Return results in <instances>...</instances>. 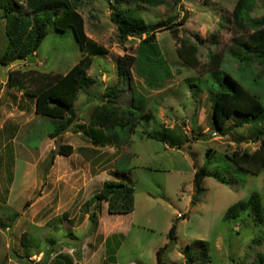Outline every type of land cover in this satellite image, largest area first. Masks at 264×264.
Masks as SVG:
<instances>
[{"label":"rangeland","instance_id":"obj_1","mask_svg":"<svg viewBox=\"0 0 264 264\" xmlns=\"http://www.w3.org/2000/svg\"><path fill=\"white\" fill-rule=\"evenodd\" d=\"M165 1L156 7L140 5L139 11L149 22L186 16L179 36L197 43L201 65L193 68L179 57L180 43L169 30L157 32L171 75L155 86L137 65L131 68L133 86L147 99V108L136 128H118L120 142L107 137L106 146L96 144L99 136L90 115L117 83L119 59L137 56L146 37L121 41L111 20V5L135 6L130 0H82L79 10L87 35L106 53L94 57L88 73L96 81L79 92L76 118L62 135L49 137L54 118L36 113L35 99L6 83L16 70L66 73L83 55L71 30L50 29L34 61L10 66L7 81L0 78V264H68L66 257L74 264H111L113 255L116 264H159L157 250L164 246L162 258L168 264H183L187 245L200 255L205 241L213 246L208 264H252L264 251V228L252 218L232 222L223 218L232 204L253 193L264 200V171L259 175L240 171L227 158L236 150L254 152L260 146L264 116L254 123L233 117L221 132L214 131L210 120V90H218L226 73L260 93L264 101V64L245 65L239 74L232 21L238 0ZM253 2L252 16L264 17V0ZM7 40L5 19L0 18V63ZM215 54L223 59L219 69L209 64ZM215 70L218 79L208 78ZM124 98L130 102L131 92ZM148 130L167 133L171 140L177 136L178 145L172 148L147 138ZM257 136L260 139L255 141ZM63 144L71 145L73 153L58 154L51 161L53 151ZM194 163L218 168L231 182L226 185L206 177L205 191L193 204ZM119 171L128 177L117 175ZM120 178L135 188L134 211L110 214L103 203L100 225L94 228L83 206L104 181ZM173 222L178 225L176 243L168 238ZM49 250L50 257L44 258Z\"/></svg>","mask_w":264,"mask_h":264},{"label":"trees","instance_id":"obj_2","mask_svg":"<svg viewBox=\"0 0 264 264\" xmlns=\"http://www.w3.org/2000/svg\"><path fill=\"white\" fill-rule=\"evenodd\" d=\"M173 1L174 4H178L182 0ZM130 2L134 3L135 6L119 7L111 5V20L118 28L119 38L121 41H126L129 37L142 38L144 35L146 37L139 44L137 56L127 54L119 59L117 83L108 88L106 100L96 105L91 112L90 124L94 127V133L99 136L94 142L101 146L110 143L107 137H113L116 142H120L121 139L117 133L118 128L129 127L133 130L138 126L140 120L145 118L143 113L147 108V99L138 88L133 86L131 68L137 65L148 82L153 83L155 86H159L165 78L171 75L170 66L162 55L161 47L156 40L157 32L169 30L180 43L177 48L179 57L193 68L198 69L201 65L199 60L200 49L197 43L189 42L179 36L180 27L187 21L186 16L179 21H177L179 19L178 15H172L165 19L149 22L139 11V6L156 7L165 4L166 1L130 0ZM81 4L82 0H0V18L5 19V31L8 38L7 46L1 58L3 64L10 63L18 58L36 56L38 48L50 29L58 31L71 30L83 52L79 61L66 73L36 70L21 72L16 70L10 73L6 83L7 86L24 90L32 96L35 99L36 113L54 118L53 126L48 132L51 138L62 135L72 125L73 120L76 118L75 105L79 92L91 88L96 81L88 73L94 57L106 53L105 48L99 46L87 35L85 19L79 10ZM253 8V0H238L232 13L233 29L234 34H236L235 42L237 43L233 55L239 60V74L244 72L245 65L247 67L252 66L253 62L264 64V17L252 16ZM238 35H240V38ZM222 61L221 55L215 54L210 56L209 64L214 66L213 69H219ZM218 72L219 70L210 72L208 78L212 76L213 79H218ZM219 81L218 90L216 92L210 90L213 93L210 120L214 131L221 132L226 129V121L233 117L243 119L248 123L263 119L264 101L260 93L252 91L229 73H226L225 78ZM120 90L123 92L121 95L119 94ZM128 91L132 94L130 102L124 98L125 93ZM101 130H104V132ZM166 134L148 130L145 136L166 142L172 148L176 147L180 139L174 136L175 139L171 140V137ZM199 135H201V138L205 137L202 131H199ZM199 135L195 139H198ZM259 139L260 136H257L254 140ZM72 153L73 147L63 144L60 149L53 151L51 161L58 154L68 156ZM227 158L238 170L259 175L264 171V138L261 139L260 146L254 152L236 150ZM194 168L195 192L192 197L193 204L197 203L199 197L205 191L204 180L206 177H213L226 185L231 182L218 168L212 169L197 163H194ZM119 172L121 174L117 173V175L128 177L122 171ZM103 203H107V210L110 214L133 212L135 209L134 186L130 182H125L122 178L104 181L101 190L83 206L85 211L89 213V220L94 228L99 225ZM223 218L229 222L252 218L257 226L264 228V200L260 194L253 193L248 199L232 204ZM177 230L178 225L173 222L168 234L171 243H176L178 239ZM203 244L204 249L201 250L200 255L188 244L183 250L185 257L183 264L211 263L212 243L205 241ZM166 248L167 246H164L157 250L156 255L159 264H168L162 258ZM51 253L49 250L43 257L48 258ZM113 256L112 259L110 256L111 264H116L114 263L116 257ZM66 258L69 261L68 264H74L71 258ZM252 264H264V251L257 254Z\"/></svg>","mask_w":264,"mask_h":264},{"label":"water","instance_id":"obj_3","mask_svg":"<svg viewBox=\"0 0 264 264\" xmlns=\"http://www.w3.org/2000/svg\"><path fill=\"white\" fill-rule=\"evenodd\" d=\"M36 59V56L33 55V56H30L28 58H18V59H15L13 60L12 62L10 63H6V64H3V63H0V76H1V80L2 81H7L8 79V74H7V69L10 67V66H14V65H17V64H22V63H25L27 61H34Z\"/></svg>","mask_w":264,"mask_h":264},{"label":"crops","instance_id":"obj_4","mask_svg":"<svg viewBox=\"0 0 264 264\" xmlns=\"http://www.w3.org/2000/svg\"><path fill=\"white\" fill-rule=\"evenodd\" d=\"M100 225V224H99Z\"/></svg>","mask_w":264,"mask_h":264}]
</instances>
